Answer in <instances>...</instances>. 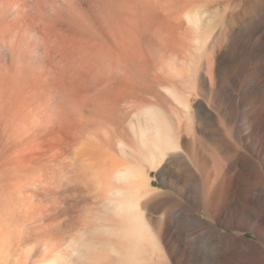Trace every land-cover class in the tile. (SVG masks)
Wrapping results in <instances>:
<instances>
[{"label":"bare ground","instance_id":"bare-ground-1","mask_svg":"<svg viewBox=\"0 0 264 264\" xmlns=\"http://www.w3.org/2000/svg\"><path fill=\"white\" fill-rule=\"evenodd\" d=\"M232 4L0 0V264H196L186 246L203 241L189 225H204L188 206L199 188L165 172L173 194L151 172L188 165L179 173L205 175L213 206L223 193L196 143L201 124L256 150L245 98L257 77L240 99L221 85V49L249 36Z\"/></svg>","mask_w":264,"mask_h":264},{"label":"rangeland","instance_id":"rangeland-1","mask_svg":"<svg viewBox=\"0 0 264 264\" xmlns=\"http://www.w3.org/2000/svg\"><path fill=\"white\" fill-rule=\"evenodd\" d=\"M232 6L234 11V18L232 21L235 22L234 26L236 30L238 29L242 35L245 34L244 32L246 31V33H249V36L245 37L246 40H244L243 43L241 42V45H239L240 47L238 46L239 50L236 49V53L233 52L232 54L231 49L229 50L228 46L221 49V52L225 53V61L227 62L224 61L222 67L223 70L221 72V81L224 79V82H220L221 85L239 96L238 99H240L242 92H244V89L246 88L245 83L247 81L253 82L254 75L255 78L257 77L258 83L250 88L251 93L247 98L248 100L245 98V101L253 103L255 109L253 108L254 113H251L250 119L254 122L253 129L257 132L259 131L261 135L260 141L256 144V150L252 147L248 148L244 143H239L237 141H233V143L229 142L227 135L223 132L218 135L208 136L207 134L211 132L212 128L209 127L208 124H201L202 132L199 130L197 131L199 139L196 143L203 152L211 155L213 161L211 160L212 163L210 162L207 169L213 167L214 172L216 171L217 185L220 189L219 193H223V195L220 196L221 200L218 198L219 201L213 206L208 201V197H206L207 195H205V175L200 174L195 180L189 181L187 180L188 177L186 175L185 179H187L185 180L183 175L179 173L184 166L188 165H181V163L179 165V162H172L170 159L167 161L169 164L167 162L165 163L166 166L169 167V169L167 168L169 171H161V174L155 170H152L151 172L154 184L166 191H169V189L171 191L173 188L171 187L170 179L168 183L162 180L163 178L161 177L165 172H169L170 174L174 173L176 176L179 174V182L181 181L182 183L189 184V187L193 192H195L197 187L199 188L198 192H200V197L197 198L193 193L192 201L188 206L204 220V225L196 227L194 224H189L191 226V228L190 226L189 228L194 236H203V241L201 242L202 245H200V242L199 244L189 243L191 246L187 245L188 243L186 244V247H189V250L192 249V252L188 250V259L192 256L193 258L191 259L197 261L196 264H264V91H262L264 90V0H233ZM222 8L225 10V6ZM257 21H260L262 24L261 30H254ZM251 38H253V41L250 40ZM254 41L256 42L254 43ZM246 49L247 51L243 52ZM240 50H242V52ZM234 53L236 55H234ZM230 54L239 59H234ZM240 55L242 57H240ZM231 59H234L233 62ZM247 59L249 62L246 61ZM228 60H230V62H228ZM233 63L236 65L234 66ZM250 65L254 67L250 68ZM233 66L234 68H232ZM240 69L244 70V73H241ZM253 69L257 70L254 71ZM251 72L253 76L250 74ZM256 74L259 75L260 78L256 76ZM262 76L263 78H261ZM251 77H253V79ZM259 79H263V81L260 80V82ZM257 91L260 92L258 93ZM225 96V102L231 100L229 103H226L228 104L227 110L231 113H236L237 100H233L228 93L227 95L225 94ZM193 105L196 110L199 109L197 99H194ZM214 111L219 112V108H216ZM234 119L227 121L229 127H232L235 124ZM176 163L177 165H175ZM192 168L196 170L197 166H192ZM214 168L218 169L215 170ZM176 191V189H173L172 193L177 194ZM229 197L230 200L227 199ZM229 201L232 204L229 203ZM233 205H236L235 208L230 207ZM159 208L158 210L157 208L151 210V213L156 217L164 214V208L166 210V207ZM162 210L164 212H162ZM177 226L180 228V225H174L172 227H174L173 230L179 237L181 236V231L180 229L178 230ZM173 264L181 263L173 262Z\"/></svg>","mask_w":264,"mask_h":264}]
</instances>
